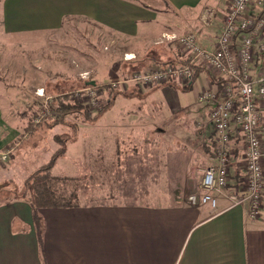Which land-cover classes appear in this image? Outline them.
<instances>
[{
	"label": "crops",
	"instance_id": "1",
	"mask_svg": "<svg viewBox=\"0 0 264 264\" xmlns=\"http://www.w3.org/2000/svg\"><path fill=\"white\" fill-rule=\"evenodd\" d=\"M226 1L0 0V37L14 38L18 46L24 39L45 37L47 33L52 35L73 27L93 40L103 39L111 53L117 55L103 64L92 59L91 68L83 70L92 71L94 67L98 70L105 64L114 66L122 54H133L134 58L120 57V62L150 69L158 66L159 58H163L162 54L152 51L155 46L174 49L172 43H156L161 33L182 35L194 31L203 44L212 45L222 23ZM206 8L214 9L215 16L210 23L201 25L198 15ZM147 54L151 57L147 58ZM180 61V55L175 57L172 51L169 62ZM196 70L194 79L200 73L205 79L199 91L213 85L215 80L207 71ZM68 82L71 83L69 80L60 86ZM163 85L168 92H178L175 89L179 86L175 84ZM141 99L140 95L116 97L94 121L100 130L91 138L96 149L115 144L117 128L124 135L151 136L156 129L162 131L153 124L138 125L136 121H129L148 112ZM13 117L12 112L0 110V150L36 132L37 128L30 129ZM196 126V131L192 129L195 133L190 132L187 145L193 144L194 135L202 137L208 166L213 161L211 126L207 119L198 120ZM99 133L107 135L98 136ZM51 150L50 155L56 149ZM240 176L241 170L232 166L230 188L238 187ZM38 215L40 237L32 207L25 198L0 202V264H264V197L255 219L250 218L246 204L232 206L222 197L218 198L215 211L208 205H191L187 200L106 201L40 208Z\"/></svg>",
	"mask_w": 264,
	"mask_h": 264
},
{
	"label": "rangeland",
	"instance_id": "2",
	"mask_svg": "<svg viewBox=\"0 0 264 264\" xmlns=\"http://www.w3.org/2000/svg\"><path fill=\"white\" fill-rule=\"evenodd\" d=\"M210 12L215 14L216 11L206 8L199 13L201 25L213 20L208 17ZM13 41L14 38L0 37V110L12 112L13 118L29 125L30 129H37L30 138L21 137L0 150V202L19 194L24 179L49 160L51 148L59 146L55 140L57 137L65 153L58 158L51 174L60 178L57 182L60 189L76 190L77 203L182 202L198 188L201 173L208 162L202 137L196 138L198 135L193 134V144H187L191 139L190 132L197 130L196 122L207 119L210 104L197 100L199 88L204 86V74L200 73L188 89L176 88L177 93L166 91L164 85L162 88L161 85L145 88L135 85L148 112L129 121H136L138 125L153 124L162 131L156 129L151 136L124 135L123 130L117 128L115 144L96 149L91 138L94 132L100 131L94 121L101 115L91 119L76 111L65 112L57 123L39 127V123L33 122V116L44 99L37 96L35 90L43 88L44 95L50 96L49 119L53 120L50 107L53 94H72L92 85L89 83L91 79L98 81L95 84L106 83L139 68L120 62L118 59L124 57L122 54L114 66L106 67L105 64L98 70L96 67L89 70L92 59L103 64L104 60L117 58V55L111 53L103 39L93 40L84 31L73 27L52 35L47 33L45 37L24 39L18 46ZM174 49L170 51L159 44L152 51L159 56L162 54L161 62H168L172 51L175 57L180 54L176 47ZM131 56L133 59L134 55ZM80 72L89 74L82 78ZM69 80L71 83L60 86ZM98 99L95 110L84 105L92 111V116L105 101L106 94L100 91ZM106 135L99 133L98 136ZM235 156L238 157L237 153Z\"/></svg>",
	"mask_w": 264,
	"mask_h": 264
},
{
	"label": "built area",
	"instance_id": "3",
	"mask_svg": "<svg viewBox=\"0 0 264 264\" xmlns=\"http://www.w3.org/2000/svg\"><path fill=\"white\" fill-rule=\"evenodd\" d=\"M214 16V12L208 14ZM164 42L180 51L182 61L134 70L106 83L117 91L130 85L185 87L196 68L207 71L215 82L202 87L197 100L210 104L207 123L211 126L213 161L204 168L198 188L186 200L215 211L222 197L232 206L246 204L250 218H257L264 197V0H229L212 45L203 44L194 31L182 35L161 33L156 43ZM123 58L129 60L132 56L124 54ZM88 74L79 75L87 78ZM102 84L75 90L72 96L95 110ZM35 94L44 99L33 116L38 124L51 115L50 96L44 95L43 88H37ZM234 162L241 170L240 184L235 189L230 188Z\"/></svg>",
	"mask_w": 264,
	"mask_h": 264
},
{
	"label": "trees",
	"instance_id": "4",
	"mask_svg": "<svg viewBox=\"0 0 264 264\" xmlns=\"http://www.w3.org/2000/svg\"><path fill=\"white\" fill-rule=\"evenodd\" d=\"M170 61V59H169ZM168 61V62H169ZM166 62H161L158 65H164ZM134 70V69H133ZM132 70V71H133ZM132 71L127 72L125 76L129 75ZM197 70L194 72L193 79L195 74H197ZM192 79V81H193ZM192 81L185 87H182V90H186L191 86ZM219 82V81H217ZM137 86H133L124 91L112 90L107 83H103L100 91L106 94L105 101L100 104V108L96 110L94 116H92V111L86 108L84 105L76 102L72 98V94H55L52 97V103L50 105L53 111V120L44 119L37 126H51L54 123L58 122V118L65 112H79L82 115H85L86 118L95 119L99 115H101L105 110H107L113 103L114 99L119 96L123 97H131L135 95H139ZM54 122V123H53ZM36 127L35 125H33ZM58 138V137H57ZM55 139L56 143H58V148L52 153L49 160L45 163L38 166L33 172L27 176L22 182V189L19 194L14 195L12 198H25L32 207V213L34 218V224L36 228V232L38 237H40L41 233V221L38 215V210L40 208H48V207H68L74 206L77 204V192L73 188L70 191L65 189H60L57 185V182L60 178L53 176L51 174V170L55 165L58 158L64 155L65 149L62 146V142L59 139ZM1 164V163H0Z\"/></svg>",
	"mask_w": 264,
	"mask_h": 264
},
{
	"label": "water",
	"instance_id": "5",
	"mask_svg": "<svg viewBox=\"0 0 264 264\" xmlns=\"http://www.w3.org/2000/svg\"><path fill=\"white\" fill-rule=\"evenodd\" d=\"M90 84H92V85H93V84H95V83H94L93 81H91V82H90Z\"/></svg>",
	"mask_w": 264,
	"mask_h": 264
}]
</instances>
